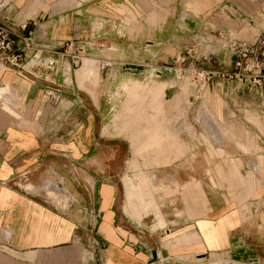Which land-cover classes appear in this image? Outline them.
I'll list each match as a JSON object with an SVG mask.
<instances>
[{
    "label": "crops",
    "instance_id": "obj_1",
    "mask_svg": "<svg viewBox=\"0 0 264 264\" xmlns=\"http://www.w3.org/2000/svg\"><path fill=\"white\" fill-rule=\"evenodd\" d=\"M258 14L264 17L258 0H0V26L11 38V48L0 50V264L263 262L259 93L214 74L199 88L189 86L208 98L180 101L187 86L174 96L171 132L154 110L149 137L137 147L148 160L168 162L192 143L199 105L233 139L214 148L220 164L213 183L202 176V214L174 227L152 229L123 210L128 205L140 216L151 208L164 222L152 173L136 168L125 196L115 194L114 174L124 165L115 164L108 120L116 77L133 80L122 83L125 110L149 93L156 100L162 90L174 91L179 55L197 40L209 45L200 68L228 69L232 54L224 42L253 40L264 24ZM149 76L156 81L146 87L141 81ZM165 82L171 84L163 89ZM131 164L138 166L135 157Z\"/></svg>",
    "mask_w": 264,
    "mask_h": 264
},
{
    "label": "rangeland",
    "instance_id": "obj_2",
    "mask_svg": "<svg viewBox=\"0 0 264 264\" xmlns=\"http://www.w3.org/2000/svg\"><path fill=\"white\" fill-rule=\"evenodd\" d=\"M244 1L249 2L250 0ZM258 2L260 6L264 8L263 1L258 0ZM250 14L254 15L256 14V12H251ZM258 15H260V21L263 23L264 17L261 14ZM263 27L264 24L262 28ZM219 32L220 31H217L218 34ZM9 34L10 32H8V35ZM224 45L227 46V42H224ZM208 47L209 45H207L206 42H199L197 40L196 43L190 44L181 52V55H179L178 59V71L175 75V78L180 80L176 83V87L178 88V90H176V87L174 91L171 92H165L162 90V92L158 96V99L156 100H151V95L149 93L145 97V100L141 105H139L138 103L137 107H134L136 109L131 108L125 110H123L122 106L126 98V92L123 89L122 83L124 81L132 82L133 80L130 79L132 77H116L115 84L119 85L115 88L114 92L109 93V97L112 101V109L108 116L110 127L109 130H111V134L116 136L114 141V161L116 166L121 164L124 165L122 171L116 172L114 174L115 194L118 197L125 196V182L128 177H133L136 168H141L146 172L152 173V182L156 185V189L154 190L155 202L158 209L163 215L164 222L162 224H158L156 214L151 208L146 211L142 210L140 216H137L135 213H133L130 207L129 209H127L126 207H128V205H125V208L123 209L128 213L130 212L131 215H133L137 219V222L145 225L149 224L152 229L160 227H174L180 223V218L182 217H196L202 214L201 211L203 209V199L201 196L200 187L202 176L205 174L212 180L213 183V177L215 176V172L213 171H215L220 164V162L215 161L212 157L214 148L227 144H231L232 146L233 143V139L229 137L230 135L228 134V136L224 132L223 128L225 127L218 122L210 123L208 114H204L201 105H199L200 107H198L196 113H194L195 126L191 125L190 128L191 136L194 138V140L189 145H187V143H184L183 141L184 148L180 154H173L172 159L168 162L162 160L154 162L148 160L150 154L147 153L148 151L146 149L142 148L141 153H137L138 145L141 146L149 137L150 128L153 125L151 118L155 109H158L159 116L165 119L166 125L171 132L172 119L170 116V104L171 101H173L174 96L178 95L183 87L187 86L186 98L180 101L208 98L206 95H204V93H201L202 89L195 92L190 91L189 87L196 82V85L199 88L204 82L203 74H199V71L203 68L199 67L198 62L205 60L206 56H204V50L208 49ZM206 55L208 56L209 54ZM193 58L194 61H192ZM100 77L101 76H99V78ZM155 81V77L149 76L146 80L141 81V83L144 86L148 87ZM170 84L171 83L165 82L163 89H165V87H169ZM138 109L142 111L140 114H137ZM179 110V116L186 115L185 109ZM209 110L210 109L206 108L205 112H209ZM211 114L213 116V113ZM212 119L216 120L213 117ZM248 120L250 122H254V119L249 118V116ZM244 129L249 132L250 136L251 128L247 125L244 126ZM104 130L106 131L105 128ZM120 137H126L127 140H122ZM165 151H167V149ZM134 157L136 158V161L138 163V166L136 167L131 164V160ZM204 167L205 171L203 170ZM84 178L89 189L94 190L93 179L87 175H85ZM183 179H188V186ZM51 193L54 194L53 191ZM64 205L66 206V203H64ZM215 263L231 264L224 263L222 260H216ZM250 264H264V261L260 263Z\"/></svg>",
    "mask_w": 264,
    "mask_h": 264
},
{
    "label": "built area",
    "instance_id": "obj_3",
    "mask_svg": "<svg viewBox=\"0 0 264 264\" xmlns=\"http://www.w3.org/2000/svg\"><path fill=\"white\" fill-rule=\"evenodd\" d=\"M227 46L232 54L230 67L218 70L201 69L199 74H203L206 79L215 74L224 79L236 80L259 93L264 99V27L253 40L230 38ZM10 48L8 30L0 26V50L6 51ZM11 54L15 61L22 56L20 52ZM75 59L78 60L77 57Z\"/></svg>",
    "mask_w": 264,
    "mask_h": 264
}]
</instances>
